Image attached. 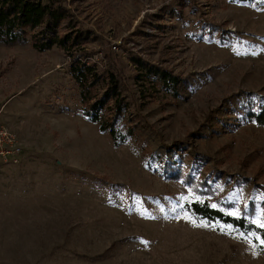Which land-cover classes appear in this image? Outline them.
Instances as JSON below:
<instances>
[{"label": "rangeland", "instance_id": "rangeland-1", "mask_svg": "<svg viewBox=\"0 0 264 264\" xmlns=\"http://www.w3.org/2000/svg\"><path fill=\"white\" fill-rule=\"evenodd\" d=\"M42 1L83 38L69 53L0 42V129L20 148L0 156V264H264L257 234L189 210L264 228V126L241 113L264 105V0ZM76 57L96 65L93 94L117 75L126 143L82 115Z\"/></svg>", "mask_w": 264, "mask_h": 264}, {"label": "trees", "instance_id": "trees-1", "mask_svg": "<svg viewBox=\"0 0 264 264\" xmlns=\"http://www.w3.org/2000/svg\"><path fill=\"white\" fill-rule=\"evenodd\" d=\"M61 26L67 29L62 34L58 32ZM72 27L68 11L61 4L56 5L53 1L42 0H0V42L2 43L29 44L38 51L58 46L69 53L82 44L83 38L78 31L71 32ZM136 63L147 71L148 75L160 81L164 89L177 94L182 82L176 76L164 69L147 68L141 61ZM70 73L80 88L79 97L84 117L97 123L101 131L108 132L115 146L135 137L137 125L125 126L120 122V120L124 121V113L129 109V103L120 92L118 77L114 72L107 73V85L99 96L91 91L100 78L94 63L76 57L70 61ZM137 77L139 79L141 76ZM241 113L243 122L264 126V105L250 104L242 108ZM186 181L191 182L190 177H186ZM189 210L200 217L219 220L240 231L253 232L264 241V228L253 223L246 215L232 216L211 207L206 202H192Z\"/></svg>", "mask_w": 264, "mask_h": 264}, {"label": "built area", "instance_id": "built-area-1", "mask_svg": "<svg viewBox=\"0 0 264 264\" xmlns=\"http://www.w3.org/2000/svg\"><path fill=\"white\" fill-rule=\"evenodd\" d=\"M113 49L117 48L116 44L112 45ZM20 148L16 146L13 135L8 132L5 128L0 129V156L5 157L4 159L13 160L16 162L18 152Z\"/></svg>", "mask_w": 264, "mask_h": 264}, {"label": "snow or ice", "instance_id": "snow-or-ice-1", "mask_svg": "<svg viewBox=\"0 0 264 264\" xmlns=\"http://www.w3.org/2000/svg\"><path fill=\"white\" fill-rule=\"evenodd\" d=\"M212 207H216V205H211ZM232 215H235V213H230ZM262 244H264V241H261Z\"/></svg>", "mask_w": 264, "mask_h": 264}]
</instances>
